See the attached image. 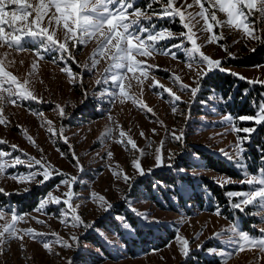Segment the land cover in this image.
<instances>
[{
    "label": "rangeland",
    "instance_id": "obj_1",
    "mask_svg": "<svg viewBox=\"0 0 264 264\" xmlns=\"http://www.w3.org/2000/svg\"><path fill=\"white\" fill-rule=\"evenodd\" d=\"M148 3L149 0H137L135 7L144 9ZM183 3L184 0H177V7ZM187 3H193V0H187ZM153 8L159 11L160 5L154 4ZM188 11L195 14L200 9L194 6ZM217 17L221 21L226 20V16L218 11ZM251 19L255 21L257 31L264 29V22L260 20L259 14L252 16ZM142 23L147 25L149 21H142ZM151 23L155 24L157 29L167 28L176 34L185 31L178 19H158L154 16ZM203 28V20H200L193 28L202 51L213 59L221 60L223 67L244 76L246 80H240L226 72L213 71L203 80L201 91L192 100L190 94L180 92L179 85L173 83L171 79L173 75H178L183 83L195 86L193 83L195 72L186 66L183 51L171 49L176 53V59L170 55H156L147 59V64L157 66L150 69V77L154 76L160 84L172 88L181 96L183 102H176L175 114L172 112L173 105L169 103L170 97L159 87H152L151 78L145 80L143 85L137 83L135 79L126 81V84L130 82L132 85L129 89L130 95L145 102L153 109L155 115L133 104L131 99L121 104L119 100L113 102L109 96L101 95L104 89L114 90L110 83L101 85L100 88L96 85V81L104 75L107 63L101 60L97 68L92 71L82 68L83 65L90 64V57L97 47L95 40L90 41L86 46L71 48L78 64L66 58L61 60L60 54L56 52L45 53V58L38 60L34 54L38 44H26L25 47L29 51L23 52H12L7 48H0V53H9L5 60L6 70L16 75L21 82L29 79L28 87L42 101L38 103L24 100L18 101V106L11 104L5 106L4 117L10 123L7 126L0 125V139L6 141L0 144V150L12 151L11 145L15 144L30 156L41 158L39 149H43V158L65 174L78 177V182L74 186L76 196L73 204L79 205L78 213L83 221L86 223L95 221L94 227L99 230L85 231L83 228L73 229L61 224L58 217H61V209L64 207L62 204H50L42 212L35 211L39 202L50 190L57 196L67 191L64 186H61L59 191L54 187L61 177L57 176L44 185L18 183L10 177L26 174L29 169L24 165L8 168L6 175H0V188L8 193V195L0 193V206L5 209L12 207L21 214H28L25 217L26 222H20L18 229L32 228L46 235L36 241L27 236L22 241L8 239L2 246L0 264H68L69 261L71 264H225L223 257L210 255L206 251L210 248L224 247L221 239L213 238L214 234L226 232L235 223L253 236L261 235L260 230L264 229L261 215L264 214H252L257 212L253 206L245 208L243 213L230 207L229 198L225 193L245 191L248 190V186L239 183L242 179L241 169L226 159L220 150L224 149L231 153L232 146L237 140V134L232 131L231 126L223 123L224 117L229 114L234 118L249 115H239L240 106L234 107L231 103L233 94L239 90L238 83L244 89L241 92V101L251 94L247 105L252 110L251 114H255L256 105L264 101V86L259 83L252 85L247 83V80H264V61L253 67L236 66V61L255 53L257 49L264 47V44L250 40L242 31L227 26L216 27L214 30L218 36H222V39H219L218 43L215 40L210 43V34L203 31ZM58 35L61 39L63 38L62 33ZM178 42V40L162 41L157 47L168 49L170 45ZM222 46H226L227 52ZM185 47H190L187 41H185ZM253 48L256 50L252 51ZM229 53L232 55L229 56ZM138 59L145 58L138 57ZM34 62L37 64L35 70L31 67ZM64 67L70 68L76 75L74 81L70 80L67 73L61 71ZM30 72H32L31 76H29ZM128 75L132 76L131 73ZM213 76L229 77L235 81L229 95L223 97L221 89L206 84ZM85 90L87 99H84ZM57 104L65 108L66 117L59 116L58 111L55 110ZM38 112H43L44 116H37ZM109 113L111 121L108 119ZM45 119L53 121V127L57 132L63 126L64 136L67 137L72 151L79 158L83 172L74 166L76 161L72 157L69 145L63 143L58 136L52 137L46 127H41ZM234 123L241 128L253 126V122L250 121L235 120ZM121 127L143 151L142 157L140 152L132 150L130 146L116 142L119 139ZM109 128L112 129V138H105L102 141V137ZM153 129L156 130L155 135L152 132ZM173 129L177 134L181 130L184 131L183 143L173 140L170 134ZM260 129L264 131V126H257V130L251 134V142L244 145L246 149L243 154L244 163L249 172H254L262 166L261 156L264 153L261 149H264V143L263 146L252 147L255 146L252 141L259 134ZM25 130L34 138L36 147H33L22 134ZM141 132L144 133V137H141ZM261 139L264 141V137L261 136ZM162 141L163 145H161ZM161 146L165 163H172L171 168L155 167L156 149ZM108 151L113 153L111 159L107 158ZM61 153L64 154L63 158ZM169 153L173 157L170 161L167 159ZM12 155L26 158L20 151L13 152ZM203 155L210 159L222 160L233 172L232 175L220 174L209 169ZM134 159H140L146 171L152 169L150 174L139 176L135 173L132 167ZM180 169H186V171H180ZM114 172H126L133 177L130 181L131 187L121 177L115 176ZM157 172L165 176L170 174L177 177L188 176L195 187L193 189L181 180H177L174 185L166 186L153 179V174ZM221 177L231 178L233 182L220 187L218 181ZM140 181L148 183L150 190L140 185ZM206 182L217 189L220 198L213 197L204 186ZM154 184L157 186L153 187ZM26 187L29 188L27 192L24 191ZM93 192L107 198L113 205L111 212L101 211L97 203L89 199ZM202 195L206 199L202 200L203 206L199 207V197ZM12 196L20 200L34 198L37 204L32 210L23 211L24 208L14 202ZM179 199H182V202ZM217 205L222 212L220 216L214 214ZM121 207L129 212L137 228L144 232L163 235L169 231L175 236L179 234L187 238L190 242L189 257L185 259L180 254L175 237L160 249H150L136 256H130L120 237L130 240V237L135 236V230L123 215L116 214ZM132 209L147 214L156 222L146 223L141 217L135 215ZM117 216L128 223L130 228H124L122 221L116 219ZM7 218L10 219V216ZM37 219L45 223L38 224ZM3 223L4 221H0V224ZM51 233H57L65 240L71 235H76L79 237V245H74L71 249L61 248L55 244V237ZM100 233L104 235L101 236ZM226 238L227 235L224 239ZM42 240L52 243L51 252L42 247L40 242ZM228 251L232 249L229 248ZM226 264H264V255L255 249H246L228 259Z\"/></svg>",
    "mask_w": 264,
    "mask_h": 264
},
{
    "label": "snow or ice",
    "instance_id": "obj_2",
    "mask_svg": "<svg viewBox=\"0 0 264 264\" xmlns=\"http://www.w3.org/2000/svg\"><path fill=\"white\" fill-rule=\"evenodd\" d=\"M136 3L137 0H0V48H7L12 52H23L29 51L25 47L26 44H38V48L34 53L38 60H43L45 53L56 52L60 54L61 60L66 58V60L78 64L71 48L81 45L86 46L90 41L95 40L97 47L90 57V64H85L82 68L92 71L97 68L101 60L107 63L104 75L96 81V85L97 88H100L101 85L110 83L114 90L108 91L104 89L101 91V95L109 96L113 102L119 100L121 104L131 99L133 104L155 115L153 109L145 102L130 95L129 89L132 85L130 82L126 84V81L135 79L137 83L143 85L145 80L151 78V86L154 88L159 87L170 97L169 103L173 105L172 112L175 114L177 112L176 102H183L181 96L174 92L172 88L160 84L154 76L150 77V69L157 66L147 64V59L156 55H170L173 59H176V53L171 51L173 48L185 53L186 66L195 72L193 78L195 86L183 83L178 75H173L171 79L173 83L179 85V91L190 94L192 100L201 91L203 80L213 71L226 72L238 77L240 80H246L244 76L223 67L221 60L213 59L202 51L201 46L197 43L198 37L193 31V28L200 20L204 21L203 31L210 34V43L214 40L218 43L219 39H222V36H218L214 29L227 26L242 31L245 37L250 40L264 44V29L257 31L255 21L251 19L252 16L259 14L260 20L264 22V0H193L191 4L184 0V3L180 4L179 7H177V0H149L144 9L135 7ZM154 4L160 5L159 11L153 8ZM205 4H207V7H205ZM194 6H198L200 9L195 14L188 11ZM217 11L223 13L226 16V20H219ZM154 16L158 19H178L185 31L176 34L167 28L157 29L156 25L151 23ZM142 21H149V23L145 25ZM58 33L63 34L62 39ZM167 40H178L179 42L170 45L168 49L157 47L160 42ZM185 41L190 44V47H185ZM222 47L227 52L226 46ZM255 50V48L252 49V51ZM8 54V52L0 53V125L5 126L10 123L4 117L6 105L18 106V101L24 100L42 102L28 87L29 79L21 82L16 75L6 70L5 60ZM231 55L229 53V56ZM138 57L145 59L141 60ZM21 63L23 62L21 61ZM31 67L35 70L37 67L36 62ZM61 71L67 73L70 80L74 81L76 79V75L70 68L64 67ZM129 73L132 74L131 77H129ZM31 75L32 72L29 73V76ZM247 83L250 85L259 83L264 86V80H247ZM84 99H87L86 90ZM256 108L254 115L234 118L229 114L224 117L223 123L231 126L232 131L237 134V140L232 146L233 151L231 153L224 149L220 150L226 159L241 169L242 179L239 183L248 186V190L245 191H228L225 193L229 198L230 207L243 213L245 208L253 206L257 209V212L252 213L254 215L264 214V154L261 156L262 166L254 172L248 171L247 165L244 163L243 154L246 151L244 145L251 142V134L257 130V126H264V101L259 102ZM55 110L58 111L61 118L66 117L67 114L64 107L57 104ZM36 115L43 117L44 113L38 112ZM108 119L109 121L112 119L110 113ZM235 120L250 121L253 122V126L241 128L236 126ZM41 127H46L47 132L52 137L58 136L63 143L69 145V150L72 151L67 137L64 136L63 126L57 132L53 127V121L45 119L41 123ZM152 132L154 135L156 134L155 129ZM240 133L247 135L240 136ZM22 134L33 147L37 146L34 138L28 135L26 130ZM111 134L112 129H107L102 141L105 138L111 139ZM170 134L174 141L183 143L185 136L183 130L177 134L176 130L173 129ZM140 135L144 137L143 132ZM116 142L130 146L132 150L140 152L141 157L143 156V151L138 148L131 136L122 130V127L119 131V139ZM4 143L6 141L0 139V144ZM161 145H163V141ZM11 149L12 151L0 150V175H6L8 168L24 165L29 169L26 174L13 175L10 178L18 183L44 185L59 176L61 179L54 186L55 189L59 191L61 186L67 188V191L60 196L54 195L51 190L47 192L45 198L39 202L38 207L35 209L36 212H42L50 204H62L64 207L61 209V217H58L61 224L73 229L83 228L85 231L88 229L99 231L94 227L95 221L91 223L83 221L78 213L79 205L73 204L76 196L74 186L78 182V177L65 174L62 170L52 165L50 161L43 158V149H39L41 158L30 156L20 150L15 144L11 145ZM16 151H20L23 157L26 158H22L20 155L13 156L12 153ZM261 152L264 153V149H261ZM63 155L61 153L62 158ZM106 155L108 159L113 157L111 151H108ZM72 157L76 161L74 166L80 172H83V167L80 165L79 158L74 151H72ZM172 158V154L169 153L167 159L170 161ZM172 166V163H165L162 146L157 148L155 167L171 168ZM132 167L139 176L150 174L152 171V169L146 171L142 167L140 159H134ZM180 171H186V169H180ZM113 174L121 177L131 187L130 181L133 177H130L126 172H114ZM232 182L231 178L225 179L221 177L218 185L223 187L225 184ZM156 186L155 184L153 185V187ZM24 191H29V188L26 187ZM0 193L8 195L3 188H0ZM89 199L97 203L98 208L105 213L111 212L113 208V205L103 195H97L93 192ZM132 210L135 215L141 217L146 223L156 222L151 220L147 214L135 209ZM214 214L217 216L222 215L219 205L216 206ZM26 215L28 214H21L12 207L5 209L0 206V221H4L3 224H0V254H2V246L8 239L22 241L27 236L36 241L46 235L32 228L18 229L20 222H26ZM9 216L10 219L7 218ZM116 219L122 221L119 216ZM261 222L264 223V215H261ZM36 223L44 224L45 221L37 219ZM122 223L124 228H130L128 223L123 221ZM260 232L261 235L259 237L253 236L233 223L226 232L214 234L213 238L221 239L224 247L221 249L210 248L206 251L210 255L223 257L225 264L228 259L246 249H255L264 255V229H261ZM51 235L55 237V244L61 248L71 249L74 245H79V237L76 235H71L67 240L60 237L57 233H51ZM100 235L103 236L104 234L100 233ZM225 235H227L226 239H224ZM175 240L179 246L180 254L187 259L190 255L189 240L179 234L175 236ZM40 242L45 250L51 252V242L46 240ZM229 248L232 251H228ZM68 264H71V261Z\"/></svg>",
    "mask_w": 264,
    "mask_h": 264
},
{
    "label": "trees",
    "instance_id": "obj_3",
    "mask_svg": "<svg viewBox=\"0 0 264 264\" xmlns=\"http://www.w3.org/2000/svg\"><path fill=\"white\" fill-rule=\"evenodd\" d=\"M177 30V29H176ZM264 61V47H261L257 49V51L247 57H244L241 60L236 61V66L237 67H253L256 66ZM206 84H209L210 86L216 88V89H221L222 96L226 97L229 95L233 89V86L235 84V81H232L229 79V77H224V76H217V77H211ZM238 89L234 94L231 99V103L234 105V107L240 106L238 108V114L243 115V114H249V115H254L251 114L250 112L252 111L247 105L248 102L250 101V96H247L244 101L240 100L242 97V89L240 87V84L238 83L237 85ZM261 136L264 137V131L260 129L259 134L253 139V144L256 146H263L264 141L261 139ZM206 162V166H208L209 169L214 170L220 174H229L232 175V171L229 169V167L224 163L222 160L219 158L217 159H210L206 155L202 156ZM153 179L157 180L158 182H162L166 186H171L176 183L177 180H181L183 182H186L189 186H191L194 189V183L192 179H190L188 176H172L171 174L168 176H165L163 173H154L153 174ZM140 185H143L144 187L147 188V190H150V187L148 183H145L144 181H140ZM207 190L213 195V197L220 198V195L217 191V189L213 186L210 185L209 183L206 182V185H204ZM202 188V186H201ZM204 190V189H203ZM204 192V191H201ZM180 197V195L178 194ZM13 197V196H12ZM181 198V197H180ZM14 202L20 204L22 206L23 211H29L32 210L36 206V199L34 198H26V199H19L17 197H13ZM206 199L203 195L199 197L200 203L199 207L203 206L202 200ZM210 200V197H208ZM20 200V201H19ZM182 202V199H179ZM118 215H123L124 218L130 222V225L132 228L135 230V236L130 237V240H126L122 236L120 237L121 240L125 243V246L127 247V252L130 254V256H136L137 254L146 252L147 250L150 249H160L164 247L166 244H168L169 241L173 240L175 237L174 233L172 232H166L163 235H152V233L144 232L141 229H138L136 224L134 223L133 219L131 218L129 212L125 210L124 207H121L117 211ZM99 247V245H96Z\"/></svg>",
    "mask_w": 264,
    "mask_h": 264
}]
</instances>
